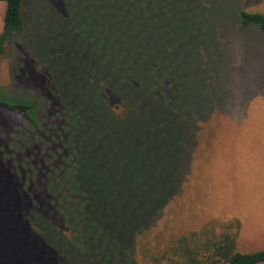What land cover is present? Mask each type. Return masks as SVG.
<instances>
[{"label": "rangeland", "instance_id": "rangeland-1", "mask_svg": "<svg viewBox=\"0 0 264 264\" xmlns=\"http://www.w3.org/2000/svg\"><path fill=\"white\" fill-rule=\"evenodd\" d=\"M224 1L228 3L221 7L226 9H232L239 1L242 9L264 14V0ZM224 1L191 0L188 10L166 20L167 32L161 30L159 24L156 28L157 39L166 44L164 49L171 47L164 66L170 70L176 91L171 101L172 112L180 114H174L171 121L187 120L186 126L189 125L191 132L192 128L199 130L194 134L192 149H187L191 144V132L185 135L186 140L184 137V156L190 159L184 165L178 190H174L170 201L156 216L153 227L136 237L133 255L137 264H165L153 258L172 247L180 236L196 232L207 224L215 225L217 230L231 225L237 232V250L242 253L264 249V227L256 226L257 212L264 213V181L256 180L263 170L264 156L247 155L251 151L264 150V40L257 30L238 32L231 12L226 16L214 9ZM4 4L0 2V34ZM69 7L71 10L67 13L62 0H23L25 29L9 37L5 53L0 56V96L11 102L32 104L37 116V126L32 129L23 116L0 108V185L8 193L19 196L27 212L31 201H40L42 197L46 201L50 199L49 187L62 191L58 194L60 198L70 197L68 182L61 172H55L62 155L56 152L60 144L51 140V131L54 132L55 125L64 124L62 115H56L62 110L56 95L88 114L92 105L104 104V96L94 99L93 94L105 89L110 80L106 62L99 66L91 61L94 55L107 59L106 28L94 26L104 9L95 13L94 5L83 8L81 0H69ZM209 45L216 49L210 61L206 54ZM91 74L96 76L94 82ZM149 83L155 89L161 86L160 83L156 85V78ZM133 96L130 101L142 105L143 94ZM111 109L119 116L126 110L117 103ZM91 116L94 117L92 121L98 122L103 115L94 113ZM154 122V117L150 116L146 124ZM72 126L81 138L78 139L76 161L82 168L91 167L95 177L91 180L84 175L96 188L93 196L104 194L106 198L116 185L127 183L131 177L138 176V182L143 185L146 172L142 171L144 164L138 155L153 153L155 143L157 149L161 130L148 132L146 136L156 137V140L145 150L140 148L142 139L133 141V148L127 143L124 147L110 149L103 145L106 139L110 140L105 124L103 128L84 120ZM136 130L135 126L133 132ZM117 133L114 131L111 136H118L121 141L131 136L126 130L124 135ZM176 139L173 136L166 141L169 150ZM169 150L164 155L168 156ZM172 152L170 150V155ZM49 158L53 160L46 164ZM154 159L152 155L147 161L151 163ZM17 161L19 165L14 168ZM21 163L26 168L21 167ZM16 169L27 182L23 193L18 190L19 179L12 172ZM114 173L120 179L111 184ZM13 209L12 205H7V212L2 216L4 223L0 222V255L6 259L0 264H29L25 258L14 259L20 254L28 256L31 233L26 229L27 216L19 217L20 222L26 224L19 226V231L11 226L18 217L11 214ZM39 210L49 226L64 230L77 244V238L72 237L73 230L65 226L63 220L56 221L57 225L54 223L55 216L61 218L56 211ZM26 214L22 210V215ZM97 221L90 222L95 234ZM47 224L39 223L44 232ZM56 234L52 232L48 238L56 240Z\"/></svg>", "mask_w": 264, "mask_h": 264}, {"label": "trees", "instance_id": "trees-1", "mask_svg": "<svg viewBox=\"0 0 264 264\" xmlns=\"http://www.w3.org/2000/svg\"><path fill=\"white\" fill-rule=\"evenodd\" d=\"M190 1L81 0L83 8L94 5L95 13L100 8L105 11L98 20L94 21V26L106 28L107 59L103 60L94 55L91 60L97 62L99 66L102 62L107 64L110 74L109 83L105 89L96 90L93 94L94 99L104 96L103 101L105 102L97 107L92 105L89 107L90 113L87 114L85 110L81 111L79 107L70 104L67 99L62 100L58 97L59 95H56L57 101L62 106L61 113H56V115H62L64 124L55 125L54 132L51 131L53 134L51 140L60 144L56 152L62 155L59 159L61 164L57 165L58 170L55 172L57 174L61 172L63 179L68 182L67 189L70 197L63 195L60 198L58 194L62 191L51 190L49 187L50 199L46 201L42 197L40 201H31L27 212L26 207L22 206L23 200L19 196L8 193L6 188L0 185V222L4 223L2 216L7 212V205L14 207L11 214L18 215L14 218L17 220H14L13 225L11 224L18 228L16 231L20 230L19 226L26 225L24 221L20 222L19 217H28L26 229L28 234L31 233L28 256L20 254V256H14L15 260L25 258L29 264H137L133 255L136 237L153 227L156 216L161 214L163 207L176 192L174 190H178L180 176L184 173V165L190 159L185 158V149L183 150L186 148L183 144L184 137L186 140L185 135L191 132L189 125L186 126L187 120L171 121V117L175 118L173 116L177 113L172 112L171 104L176 91L173 88L170 70L164 66L166 61L168 62L166 54L171 47L164 49L166 44L156 37L157 25L159 24L161 30L164 29L167 32L169 27L166 25V20H172L176 14L180 15L181 12L188 10ZM0 2L5 3L3 28L0 34V56H2L9 37L23 32L25 23L22 10L23 0H0ZM224 2L216 4L214 9H218L216 11L220 13L222 11L226 16H230L231 12V16L233 15L237 22L235 28L238 32L247 33L257 30L264 40L263 13L242 9L238 5L239 1L232 9L231 7L226 9L221 7L228 3ZM62 4L64 11L68 13L71 10L69 0H62ZM66 17L70 18L72 15ZM231 19L233 20L232 17ZM215 50L212 49V45H209V50H206L208 61L214 59ZM155 78L156 85L161 84L156 89L149 83L155 81ZM91 79L94 82L96 76L91 74ZM100 80L101 78L99 82L102 83ZM133 94L139 96L143 94L141 97L148 99L149 102L141 98L142 105L134 104L130 101L134 98ZM116 103L126 108L123 116L116 115L111 109V106ZM0 108L23 116L32 129L36 128L37 116L32 104L11 102L0 96ZM94 113L103 115L101 121L91 120L94 119L91 116ZM150 116L154 117L155 122L146 124ZM69 117L75 120L71 121ZM84 120L103 128L105 124L110 140L106 139L103 145L110 149L124 147L127 143L133 148V141L142 139L140 148L145 150L148 144L155 143L156 140V137L148 138L146 136L148 132L162 131L160 135L162 137L157 142V149L155 148L156 143L152 147L154 154L138 155L142 157L144 164L142 171L146 172L145 176L143 174L145 178L143 185L138 182V176L131 177L127 183L116 185V189H112L106 198L103 197L104 194L93 196L94 184L92 181H86L84 177L86 175L91 180L95 178L92 175V168H82L76 161L77 150L79 152L78 139L81 138L79 133L75 132L76 127L72 125L84 122ZM135 126L137 130L133 132ZM125 130L131 134L125 137L127 140L121 141L117 138L118 136H111L114 131H118L117 135L120 133L124 135ZM197 130H199L197 127L192 128L193 135L192 132L191 137L189 135L191 144L187 146V149L194 147V134ZM173 136L177 139L170 147V150H173L170 155V150L165 143ZM167 150H169L168 156L164 155ZM57 154L52 157L56 158ZM152 155L155 159L149 163L147 159ZM53 158L45 160L46 164H49ZM23 163L20 166L26 168ZM17 165H19L18 161L13 164V167L16 168ZM50 170L54 171L53 168ZM12 172L19 179L18 190L25 191L27 182H24V177H20L22 175L17 169ZM118 179L120 177L117 173L112 174L111 184L117 183L113 181ZM32 199L35 200L33 197ZM39 209L45 212L56 211L55 214L61 218L55 216V222H53L57 225L56 221L61 223L60 220H63L64 225L73 230L72 237L77 238V244L64 230H58L51 223L49 226L46 219L41 217ZM22 210L27 214L22 215ZM10 219L13 221L12 217ZM92 219L98 220L96 234L90 223ZM41 222L48 225L45 232L39 226ZM52 232L57 233L56 240L48 238ZM236 242L237 232L231 225H225L217 230L215 225L207 224L196 232L180 236L172 247L153 259L165 264H264V249L242 253L237 250ZM7 259L9 260L10 257L8 256ZM3 260L6 259L0 255V261Z\"/></svg>", "mask_w": 264, "mask_h": 264}, {"label": "crops", "instance_id": "crops-1", "mask_svg": "<svg viewBox=\"0 0 264 264\" xmlns=\"http://www.w3.org/2000/svg\"><path fill=\"white\" fill-rule=\"evenodd\" d=\"M5 5V4H4ZM5 9V7H4ZM252 153H249L247 155H253V156H256V157H262L264 156V150H258V151H251ZM256 180H262L264 181V167H263V170L262 172H260L258 174V176L256 177ZM262 213V214H261ZM260 214V215H259ZM256 220H257V224L256 226L257 227H264V213L263 212H257V217H256ZM239 227H244L243 224H239Z\"/></svg>", "mask_w": 264, "mask_h": 264}]
</instances>
